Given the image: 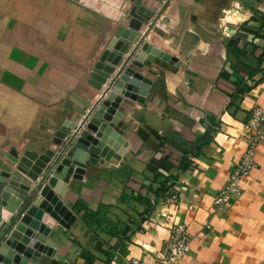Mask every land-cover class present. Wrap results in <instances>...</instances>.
<instances>
[{"label":"crops","instance_id":"1","mask_svg":"<svg viewBox=\"0 0 264 264\" xmlns=\"http://www.w3.org/2000/svg\"><path fill=\"white\" fill-rule=\"evenodd\" d=\"M133 2L15 0L14 16L0 18L9 26L0 34V89L13 92L0 99L6 163L3 153L13 149L22 156L59 148L58 129L83 120L75 94L92 105L100 99L92 74L126 40L124 58L150 82L126 84L118 125L95 114L85 124L105 147L96 166L53 187L74 217L68 228H52L55 255L10 234L2 245L16 253L13 264H94L117 251L157 264L170 228L183 224L191 244L180 264H264V141L242 195L215 206L248 146L251 112L264 109V0H167L157 29L136 34L122 21ZM33 89L39 114L14 103L20 94L28 104Z\"/></svg>","mask_w":264,"mask_h":264},{"label":"water","instance_id":"2","mask_svg":"<svg viewBox=\"0 0 264 264\" xmlns=\"http://www.w3.org/2000/svg\"><path fill=\"white\" fill-rule=\"evenodd\" d=\"M101 2L107 0L80 1L87 7H96ZM166 2L167 0H134L122 21H127L128 29L135 34L144 26L155 29ZM141 8L150 10V13L144 14ZM102 13H105L104 9ZM125 43L128 45L126 48H129L132 41L129 39ZM125 49L114 53L118 55L114 60L109 59L110 52H106L94 70L93 87L99 92L104 91L95 104L92 105L90 101L80 99L75 94L80 102H74L81 109L83 120L79 125L67 120L58 129L57 150L47 149L39 154L33 153L30 148L19 156L13 149L10 153H3L10 163L0 158V227L6 226L0 238V264H13L16 255L2 245L9 234L11 238L40 253L55 255L56 246L49 240L50 232L56 224L68 228L74 217L55 194L53 187L58 178L68 181L73 175L84 174L85 167L96 166L105 147L104 142L84 129L85 124L95 114L101 122L111 126L118 125L121 118L118 107L121 97L126 93V84L136 88L149 87L150 82L129 65L130 58H124ZM162 58L174 66L175 61L171 62L168 56ZM104 86H107L106 90H103Z\"/></svg>","mask_w":264,"mask_h":264},{"label":"built area","instance_id":"3","mask_svg":"<svg viewBox=\"0 0 264 264\" xmlns=\"http://www.w3.org/2000/svg\"><path fill=\"white\" fill-rule=\"evenodd\" d=\"M246 128L250 133L247 137L248 146L236 164L235 170L224 188L215 199L216 208H222L230 202L233 196H241L243 188L241 182L257 166L259 147L264 141V109L256 107L251 112ZM168 218L167 214H163ZM171 236L165 249L157 255V264H180L190 249L191 238L183 224H176L170 228ZM94 264H141L140 260L122 256L119 251L111 261H97Z\"/></svg>","mask_w":264,"mask_h":264},{"label":"rangeland","instance_id":"4","mask_svg":"<svg viewBox=\"0 0 264 264\" xmlns=\"http://www.w3.org/2000/svg\"><path fill=\"white\" fill-rule=\"evenodd\" d=\"M74 1L78 2L79 4H81L80 1H82V0H74ZM98 1H100V0H98ZM14 3H15V0H3V1L0 0V18H3V16L4 17H8L10 15L14 16V9H13V7H15ZM8 30H9V26L7 24H3V25L1 24L0 25V31H1L0 34H3V33H7L8 34ZM5 43H6L5 48L7 49L8 48V45H7L8 42L5 41ZM32 91L35 94L27 95L28 104L25 105V98L22 97V95L19 96L20 94H18L17 97L18 98L20 97L21 100L20 99H17L16 101L14 100V103H15V105L17 107H20V109H23V110L25 109L27 113H29L31 110H33L34 114H39V112H40L39 108L42 109L43 106H40V105L36 104L40 100V99L38 100L36 98V96H38L37 93L40 90L33 89ZM9 93L11 95H13V92H11L8 89H0V99L1 98L3 100H5L4 98L7 99L9 97ZM8 99H9L8 101H10V98H8ZM30 99H32V103H31L32 105H30V103H29V102H31ZM53 107L54 106H48L49 109H52ZM6 108H8V105L6 106ZM9 111H11V110L9 109ZM24 114L25 113H23L22 115H24ZM65 114L70 115V113L68 111H66Z\"/></svg>","mask_w":264,"mask_h":264},{"label":"trees","instance_id":"5","mask_svg":"<svg viewBox=\"0 0 264 264\" xmlns=\"http://www.w3.org/2000/svg\"><path fill=\"white\" fill-rule=\"evenodd\" d=\"M113 258L111 257L109 260H107L108 262L111 261Z\"/></svg>","mask_w":264,"mask_h":264}]
</instances>
